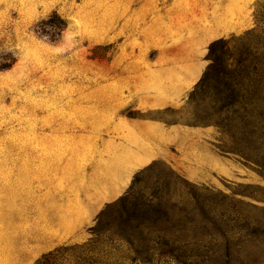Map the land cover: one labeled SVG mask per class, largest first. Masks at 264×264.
Wrapping results in <instances>:
<instances>
[{
	"label": "rangeland",
	"instance_id": "rangeland-1",
	"mask_svg": "<svg viewBox=\"0 0 264 264\" xmlns=\"http://www.w3.org/2000/svg\"><path fill=\"white\" fill-rule=\"evenodd\" d=\"M216 41L264 62V0H0V264H264V98L218 112Z\"/></svg>",
	"mask_w": 264,
	"mask_h": 264
},
{
	"label": "trees",
	"instance_id": "trees-1",
	"mask_svg": "<svg viewBox=\"0 0 264 264\" xmlns=\"http://www.w3.org/2000/svg\"><path fill=\"white\" fill-rule=\"evenodd\" d=\"M225 45L226 43L223 41H216L212 43L209 48L210 57H212L215 51V46H222L223 51ZM221 53L225 55V52ZM257 54V51L252 53L251 51L247 52L246 50H244L241 55H246V57L239 58V60L236 61L234 67H231V65L228 64V62L230 61V56H228L226 60H224L221 55L211 58L212 66L210 67V69H213L215 71L217 70L218 72V78H216L214 82L217 85H221L223 88H225L226 91H228V96L221 98L222 104H220V107L218 109L219 113H221L223 109L237 108V110H232V114H236L235 111L239 110L237 107V105H239V102L237 100L238 94H240L243 90L245 91V93H251V96L256 95V92H258V94H260L264 98V62L260 61L257 58ZM251 76L256 78L252 80ZM245 82H247L249 85H244ZM248 87L249 90L247 92ZM262 102L264 107V101ZM261 113H264V108ZM93 251H95V248H86L84 250H81L80 254L86 252L89 254ZM172 253L173 252L170 250H161V252H158L156 255L160 259H165L173 257ZM142 254L147 256L148 252L141 253L139 251H136V256H141ZM57 262V256L54 253L45 256L40 261L36 262V264H58ZM147 263L149 264L148 261ZM82 264L94 263L92 261L83 260Z\"/></svg>",
	"mask_w": 264,
	"mask_h": 264
}]
</instances>
